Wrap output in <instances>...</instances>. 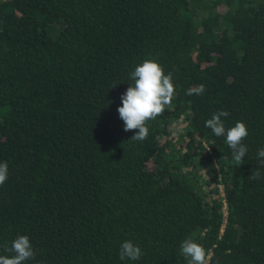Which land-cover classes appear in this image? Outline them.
Wrapping results in <instances>:
<instances>
[{"label": "trees", "instance_id": "trees-1", "mask_svg": "<svg viewBox=\"0 0 264 264\" xmlns=\"http://www.w3.org/2000/svg\"><path fill=\"white\" fill-rule=\"evenodd\" d=\"M144 59L175 98L134 141L117 108ZM220 110L247 126L241 165L205 127ZM262 146L264 0H0V255L27 235L26 264H188L191 237L210 264H264Z\"/></svg>", "mask_w": 264, "mask_h": 264}, {"label": "clouds", "instance_id": "clouds-1", "mask_svg": "<svg viewBox=\"0 0 264 264\" xmlns=\"http://www.w3.org/2000/svg\"><path fill=\"white\" fill-rule=\"evenodd\" d=\"M128 88L121 94V105L117 111L119 118L123 121L124 131H135L130 139L143 141L149 135L148 122L162 116L166 109L172 108V101L175 98V86L172 81V74L164 73L163 67L153 59H144L129 74ZM116 85L113 86V88ZM205 86H198L187 89L186 95H202ZM227 110H220L205 121V127L211 129L217 137H226L225 143L232 151V158L236 165L243 164V158L247 153V146L243 141L248 136V129L244 122L236 121L235 125L225 127L222 117H228ZM181 131L177 128L173 131L176 135ZM259 167L252 171L250 180L261 178L260 168L264 167V146L257 151ZM8 179V164L0 162V185ZM4 251L10 255H0V264H26V261L35 259L36 252L27 235H18L12 240L10 246L5 244ZM181 254L187 259L188 264H210V255L204 246L193 238L184 239L180 244ZM143 253L141 248L131 240H125L119 248V258L136 261L141 259Z\"/></svg>", "mask_w": 264, "mask_h": 264}]
</instances>
